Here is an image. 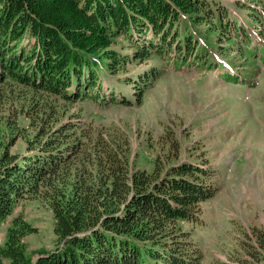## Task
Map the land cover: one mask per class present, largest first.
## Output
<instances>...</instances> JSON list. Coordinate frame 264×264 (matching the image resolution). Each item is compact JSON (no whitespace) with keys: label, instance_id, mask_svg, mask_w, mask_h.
<instances>
[{"label":"trees","instance_id":"trees-1","mask_svg":"<svg viewBox=\"0 0 264 264\" xmlns=\"http://www.w3.org/2000/svg\"><path fill=\"white\" fill-rule=\"evenodd\" d=\"M263 35L264 0H0V225L27 198L55 219L53 247L35 256L36 228L15 217L0 264H202L190 225L218 190L216 169L187 157L136 167L129 137L88 109L141 104L171 67L210 69L223 41L257 50ZM248 237L239 264H264V228Z\"/></svg>","mask_w":264,"mask_h":264},{"label":"rangeland","instance_id":"rangeland-1","mask_svg":"<svg viewBox=\"0 0 264 264\" xmlns=\"http://www.w3.org/2000/svg\"><path fill=\"white\" fill-rule=\"evenodd\" d=\"M219 1L235 8L238 0ZM253 37L257 50L244 39L233 48L223 41L225 47L219 49L223 53L215 50L218 60L210 69L171 67L141 104L88 109L96 123L115 126L129 137L131 163L136 167L153 170L157 157L162 164L187 157L216 169L218 190L202 204L200 220L190 225L203 252L202 264L227 259L230 253L239 264L242 241L249 239L253 228H264V35L260 40ZM137 70L132 67L131 73ZM131 87L124 82L117 85V98ZM129 98L134 101L131 94ZM166 130L176 135L180 146L165 137ZM27 131L12 151L25 149L32 130ZM18 216L36 228L26 237L30 253L36 256L39 249L53 247L55 219L41 198L15 205L1 222L0 244Z\"/></svg>","mask_w":264,"mask_h":264}]
</instances>
